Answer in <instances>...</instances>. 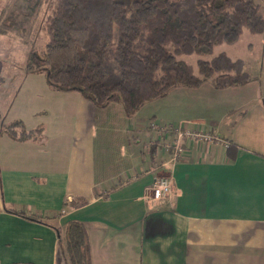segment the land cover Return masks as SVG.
Segmentation results:
<instances>
[{"label": "crops", "instance_id": "crops-1", "mask_svg": "<svg viewBox=\"0 0 264 264\" xmlns=\"http://www.w3.org/2000/svg\"><path fill=\"white\" fill-rule=\"evenodd\" d=\"M262 42L256 59L218 53L242 60L249 83L177 87L133 118L52 90L43 74L21 77L0 115L41 132L0 137V264H64L57 228L72 220L88 231L92 264H264ZM153 122L217 140L184 138L181 158L157 166L169 136ZM162 175L173 191L156 203Z\"/></svg>", "mask_w": 264, "mask_h": 264}, {"label": "trees", "instance_id": "trees-1", "mask_svg": "<svg viewBox=\"0 0 264 264\" xmlns=\"http://www.w3.org/2000/svg\"><path fill=\"white\" fill-rule=\"evenodd\" d=\"M41 4L37 0L31 9ZM21 16L31 20L33 14ZM17 21L2 14L0 35L25 34V21ZM42 30L44 49H28L21 77L43 74L52 90L76 91L100 108L117 102L133 118L177 87L209 82L224 89L252 81L244 62L226 53L199 58L195 67L183 57L234 45L244 30L264 33V12L255 0H52ZM39 132H28L20 121L5 124L0 115V137L26 140ZM57 229L64 264H92L84 224L72 220Z\"/></svg>", "mask_w": 264, "mask_h": 264}, {"label": "rangeland", "instance_id": "rangeland-1", "mask_svg": "<svg viewBox=\"0 0 264 264\" xmlns=\"http://www.w3.org/2000/svg\"><path fill=\"white\" fill-rule=\"evenodd\" d=\"M37 0H33V5ZM256 3L262 6L264 12V0H255ZM32 4V3H31ZM33 5L28 6V1L26 0H0V17L2 14H10L16 19L20 24L24 20L22 28L23 33L17 36L15 33H8V35H0V62H1V78H0V105L5 108L12 94L16 91L17 85L20 82L21 76L23 74L24 59L27 56L28 49L33 46L38 52L44 49L46 42L44 32L42 30V23L44 22L46 16L50 14V9L52 5V0H42L41 6L37 10V7L31 9ZM30 7L33 12L28 10ZM32 13L33 16L31 20H25L21 14ZM21 33V28L18 30ZM22 36V37H21ZM24 38V40H23ZM264 38V33L259 35H252L247 30H244L238 42L234 45H221L214 49L210 55L199 56H185L183 60L187 63L196 66V61L199 58L211 59L213 56L221 51L227 52L230 56L235 58L245 59L249 56L250 50L254 49L252 59L257 58L258 48L260 47L262 39ZM10 47L8 49H2L3 46ZM228 55V56H229ZM229 56V57H230ZM7 92V98L3 99V94Z\"/></svg>", "mask_w": 264, "mask_h": 264}, {"label": "built area", "instance_id": "built-area-1", "mask_svg": "<svg viewBox=\"0 0 264 264\" xmlns=\"http://www.w3.org/2000/svg\"><path fill=\"white\" fill-rule=\"evenodd\" d=\"M152 129L157 133L166 134L169 136V141H165L163 146L165 155L156 162V165L167 164L166 162H176L184 154L185 149L183 145V139H195L211 142L217 140L214 135L207 132L195 130H182L177 126L165 125L159 123H152ZM173 191V183L169 175H162L157 177L154 184L150 188L151 200L156 203H161L163 200L168 198Z\"/></svg>", "mask_w": 264, "mask_h": 264}]
</instances>
